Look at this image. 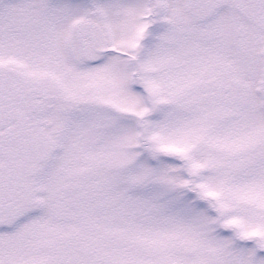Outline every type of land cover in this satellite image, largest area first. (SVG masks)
I'll list each match as a JSON object with an SVG mask.
<instances>
[{
    "label": "snow or ice",
    "instance_id": "6c2138e0",
    "mask_svg": "<svg viewBox=\"0 0 264 264\" xmlns=\"http://www.w3.org/2000/svg\"><path fill=\"white\" fill-rule=\"evenodd\" d=\"M0 264H264V0H0Z\"/></svg>",
    "mask_w": 264,
    "mask_h": 264
}]
</instances>
